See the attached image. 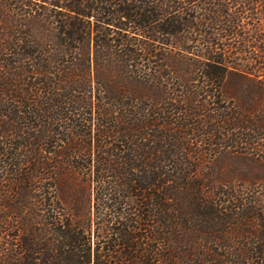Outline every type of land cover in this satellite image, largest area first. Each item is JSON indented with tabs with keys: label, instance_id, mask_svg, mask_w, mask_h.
<instances>
[{
	"label": "trees",
	"instance_id": "obj_1",
	"mask_svg": "<svg viewBox=\"0 0 264 264\" xmlns=\"http://www.w3.org/2000/svg\"><path fill=\"white\" fill-rule=\"evenodd\" d=\"M230 11L212 0H0V264H229L232 234L264 228V194L238 199L188 148L227 139L264 170V117L226 111L228 96L196 85L201 65L202 89L226 82V43L207 37L223 25L220 41L239 34ZM234 258L264 264V246Z\"/></svg>",
	"mask_w": 264,
	"mask_h": 264
},
{
	"label": "rangeland",
	"instance_id": "obj_2",
	"mask_svg": "<svg viewBox=\"0 0 264 264\" xmlns=\"http://www.w3.org/2000/svg\"><path fill=\"white\" fill-rule=\"evenodd\" d=\"M212 3L216 6L223 3L227 4L231 10L230 12L232 14L234 13V16H237L239 20L242 19V22L239 27V34L231 37V39L227 40L223 38L222 41L219 39L220 35L225 36V28L227 30L229 29V27H225V25L222 26L223 30L221 27L217 26L216 30L213 29L214 34H212L211 37H207L210 41L215 42L214 47L217 49L220 48V44L218 43H226V53L228 54L226 63L231 67H229L230 72L227 73L226 82L222 85L221 90H219L217 85L211 87L210 84H208V89L207 87L202 89L204 86H207V83L203 82V75L201 76L204 70H206V67L201 65L199 67L201 69V71H199L200 77H198V83L196 84L199 86V94H203V97L205 94L228 96V102H224L227 107L226 111L244 112L251 119L257 121L264 117V95H262V91H260L264 90V0H212ZM196 45L195 51H199L197 53L200 55L202 53L203 56L207 54V46H205L204 42H197ZM198 60L201 62L203 61L201 56H198ZM235 66L240 71L244 70L249 73H247V76L237 74L233 72V67ZM243 79L245 81H243ZM254 80L257 81L253 82ZM257 83H259V85H257ZM233 96L234 98H232ZM214 107H217V105ZM239 132H242V130L238 128L230 132L226 129L225 131L222 130L221 134L235 136ZM246 132L252 134L255 140L262 136L260 135L262 134L260 131L248 130L245 131V133ZM245 146L246 145H244V147ZM254 146L260 147L257 145V142H255ZM240 147L242 148V145L239 146V148ZM188 148L190 150L203 152V167L209 166L212 168V172L214 173L211 174L215 175V183H217L218 186L222 183L227 187L234 186L236 194L240 197L238 199H246L247 195L252 197L255 191L264 194V170L261 171V169L249 159L237 158L236 154L232 153L238 148L237 145L234 146L225 139L222 144L210 146L206 142L201 141L200 137H196L192 140ZM205 172H207V170H202V173ZM258 173H261V175L258 177L259 180L255 181L252 178L256 174L258 175ZM247 186L250 187L248 190ZM230 200L231 201H227L226 203L232 206L231 202L234 200L236 201V197ZM254 229V232L247 233V235L232 234L231 240L227 244L228 247H226L227 255L230 259L229 264H234L231 261L235 260L234 251L236 249H255L264 246V239H262L263 241L259 239V233L261 229L264 230V228L255 226ZM243 262H245L243 264H254L252 260L250 262L243 260ZM255 263L257 264V262Z\"/></svg>",
	"mask_w": 264,
	"mask_h": 264
}]
</instances>
